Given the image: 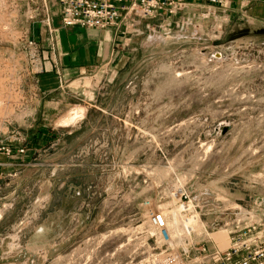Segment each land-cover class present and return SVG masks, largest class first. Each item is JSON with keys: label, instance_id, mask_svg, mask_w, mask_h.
<instances>
[{"label": "rangeland", "instance_id": "obj_1", "mask_svg": "<svg viewBox=\"0 0 264 264\" xmlns=\"http://www.w3.org/2000/svg\"><path fill=\"white\" fill-rule=\"evenodd\" d=\"M185 12L166 18L169 31L159 26L165 20L148 19L153 29L141 21L139 33L117 36L91 74L70 81L84 95L95 87L124 100L119 118L106 120L96 136L106 140L105 165L95 171L105 192L99 197L97 177L82 185L81 170L41 160L55 146L49 138L39 157L6 174L16 182L0 195V238L21 246H0V264H153L158 239L142 200L174 207L171 190L182 182L193 191L212 190L215 206L260 201L264 208V33L239 16L211 39L196 28L201 23L205 30L209 19L174 24ZM53 18L55 0H0V141H22L19 133L33 124L21 117L32 110L37 73L27 41L35 39L39 50L53 47ZM57 120L40 122L50 130ZM76 185L84 198L79 219L51 216V210L66 213ZM52 220L58 231H38ZM20 249L25 257L18 261Z\"/></svg>", "mask_w": 264, "mask_h": 264}, {"label": "built area", "instance_id": "obj_2", "mask_svg": "<svg viewBox=\"0 0 264 264\" xmlns=\"http://www.w3.org/2000/svg\"><path fill=\"white\" fill-rule=\"evenodd\" d=\"M55 3L60 25L111 28L116 36L139 33L141 21L144 27L153 29L155 24L147 21L152 18L165 20L159 26L169 31L170 19L166 18L186 10L174 24L182 28L192 19H209L205 30L201 23L196 24V28L200 35L214 39L220 36L222 24L230 20L226 9L220 5L221 0H55ZM191 8L198 9L197 13H189ZM27 46L31 69L42 71V50L32 38L28 39ZM23 150V146L15 149L18 153ZM0 151L11 154V145L0 141ZM90 151L98 152L101 170L107 156L106 140L102 143L96 136L80 145L72 153V160L76 158L79 162V156ZM193 190L186 182L174 186L171 190L176 198L174 207L163 203L152 205L148 198L142 200L147 207V221L158 239L153 264H264V208L260 201L221 207L212 204L211 201L218 199L209 188ZM207 214L212 215L210 219L201 220ZM195 217L201 227L197 232L199 237L193 240L194 229L185 221ZM214 231L224 232V247L215 244L210 235Z\"/></svg>", "mask_w": 264, "mask_h": 264}, {"label": "crops", "instance_id": "obj_3", "mask_svg": "<svg viewBox=\"0 0 264 264\" xmlns=\"http://www.w3.org/2000/svg\"><path fill=\"white\" fill-rule=\"evenodd\" d=\"M220 5L226 9L230 20L245 16L246 22L254 26L255 31L264 27V0H221ZM218 9L220 10V8ZM188 10L197 13L198 9L191 8ZM57 19L53 18L54 30L49 36L54 46L42 50L43 70L32 74L34 91L32 110L29 115L26 113L21 116L33 124L31 128H25L23 132L19 133L22 141L8 142L12 148L11 154L0 151V195L8 189L7 187H10L8 185L16 182L15 178L10 179L6 174L20 167H25L39 157L41 148L49 138L56 139L55 146L50 149L48 155L41 157V160L50 162L54 168L63 166L81 170L86 178L82 181V185L88 184L92 176L95 179L97 177L98 182L96 184L99 185L98 188L100 189L99 197L101 192H105L106 189L101 181V173L98 171V174L95 175L96 168L100 169L101 166L100 158L89 159L83 156L79 158L80 161L78 162L76 158L72 160V153L87 139L105 131L104 123L106 120L114 122L116 118H119L124 100L112 95L103 96V92L95 87L88 89L91 91V95H84L82 91L84 87L82 85L72 86L70 81L80 78L84 74H91L95 67L108 56L109 51H112L113 44L118 41L117 36L110 37L113 32L111 28L101 29L79 25L66 27L60 25ZM43 38L42 36L41 39L43 40ZM70 104H78L71 110L83 107L84 110L78 108L83 110L82 116L70 125L59 124V121L71 112L70 110L67 111V114L65 113L66 115L63 114ZM55 119H58L57 125L52 124L50 130H47L45 124L40 122ZM18 146H23V152L15 151ZM70 161L78 163L69 165L68 162ZM79 194V187L76 185L72 189L70 198L72 203L67 208L66 213L63 214L61 210L56 209L51 210V216L65 215L77 221L81 215L79 207L84 199ZM105 199L106 196H103L101 200ZM53 225L55 226L53 227ZM59 226L58 222L54 223L52 220L50 225L41 223L38 231L46 232L48 229L58 231ZM45 243L40 245H45ZM16 244L21 246L17 241H5L0 238V246L12 247ZM225 245L226 243L222 242L219 246L218 242L219 247ZM20 252L18 255H14L18 261L20 257H25V252L21 249ZM2 255L11 256L9 253H2Z\"/></svg>", "mask_w": 264, "mask_h": 264}, {"label": "bare ground", "instance_id": "obj_4", "mask_svg": "<svg viewBox=\"0 0 264 264\" xmlns=\"http://www.w3.org/2000/svg\"><path fill=\"white\" fill-rule=\"evenodd\" d=\"M82 114H83V110H80V111H79V109H78V110L76 109L75 111H72V112L70 113V116H69V117H67V118H63V119L61 120V124H64V125L72 124V123H74L75 120H76L79 116H81ZM70 121H71V122H70ZM68 122H69V123H68ZM185 224H190V226H191L195 231H199V230H200V227H201L200 220H199L197 217L186 219ZM174 231H175V229H174ZM220 233H222V231H217V232L212 233V237H213L215 240H217V241L219 242V246H220V244H221L222 242H225V243H226V238H225L224 233H222L224 238L221 239V240H219V239H217V238L215 237V235L220 234Z\"/></svg>", "mask_w": 264, "mask_h": 264}, {"label": "water", "instance_id": "obj_5", "mask_svg": "<svg viewBox=\"0 0 264 264\" xmlns=\"http://www.w3.org/2000/svg\"><path fill=\"white\" fill-rule=\"evenodd\" d=\"M256 31L259 33H264V27H261V28L257 29Z\"/></svg>", "mask_w": 264, "mask_h": 264}]
</instances>
